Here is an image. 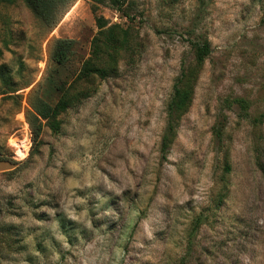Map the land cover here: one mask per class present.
<instances>
[{"label": "rangeland", "instance_id": "374dc122", "mask_svg": "<svg viewBox=\"0 0 264 264\" xmlns=\"http://www.w3.org/2000/svg\"><path fill=\"white\" fill-rule=\"evenodd\" d=\"M125 6L72 0L48 29L22 0H0L13 82L0 80V264H264V0ZM97 16L128 43L92 58L106 78L77 79ZM63 37L75 44L56 64L49 48ZM191 40L209 45L201 63ZM183 72L192 98L163 156ZM59 83L74 100L33 144L27 95L54 103Z\"/></svg>", "mask_w": 264, "mask_h": 264}, {"label": "trees", "instance_id": "16d2710c", "mask_svg": "<svg viewBox=\"0 0 264 264\" xmlns=\"http://www.w3.org/2000/svg\"><path fill=\"white\" fill-rule=\"evenodd\" d=\"M11 2L14 0H1ZM33 13L40 18L42 23L52 29L60 20L64 10L70 6L72 0H22ZM93 9L99 4L108 3L117 10L123 9L126 0H87ZM125 15H130L125 12ZM98 28L96 35L92 39L91 57L81 63L78 70L77 79H85L91 75L100 78H106L109 75L108 68L99 67L92 58H99L102 52H107L110 45L121 47L125 42L128 43V30L121 29L118 24L107 26L108 21L102 16L95 18ZM75 40L73 38H56L52 41L49 48V60L56 64L64 63L74 47ZM195 52V58L201 63L209 54L210 48L206 41H190ZM0 80L8 89L11 88V76L3 67H0ZM56 91L59 96L54 103L46 101L38 92V89H32L27 95V107L24 115L31 131L32 143H36L44 126H48L52 132H58L60 129V119L58 116L64 112L74 100V94L69 92L68 86L64 83L56 84ZM192 98V86L190 84V74L182 73L179 79L173 84V92L167 104L168 124L165 133L161 139L160 152L164 156L168 151L169 145L175 135V126L178 116L187 108ZM243 110L241 113L246 115L247 102L242 98H235ZM20 153V154H19ZM24 151L14 154L16 157H22Z\"/></svg>", "mask_w": 264, "mask_h": 264}, {"label": "built area", "instance_id": "2783aa9c", "mask_svg": "<svg viewBox=\"0 0 264 264\" xmlns=\"http://www.w3.org/2000/svg\"><path fill=\"white\" fill-rule=\"evenodd\" d=\"M25 151H26V150H25ZM25 154H26V152H24V154H23L22 157H16L15 155H14V156L16 157V159H17V158H23V157L25 156Z\"/></svg>", "mask_w": 264, "mask_h": 264}]
</instances>
